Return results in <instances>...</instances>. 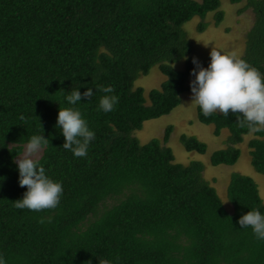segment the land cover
<instances>
[{"label":"trees","instance_id":"16d2710c","mask_svg":"<svg viewBox=\"0 0 264 264\" xmlns=\"http://www.w3.org/2000/svg\"><path fill=\"white\" fill-rule=\"evenodd\" d=\"M221 5L222 0H0V255L6 264H99L101 258L109 264H264V240L238 223L253 209L264 215L252 177L232 174L230 210L205 178L201 161H175L165 144L173 126L162 140L143 144L134 136L146 120L171 113L191 91L193 42L184 26ZM249 8L254 23L241 58L264 74V0H247L243 10ZM223 16L216 14L217 23ZM206 26L202 21L198 29ZM183 60L184 69L174 66ZM155 65L167 79L149 92L148 103L144 88L134 84ZM99 85L114 87L111 95L119 102L113 111L99 110L105 95ZM88 88L91 100L68 103L72 90ZM61 106L77 108L95 133L86 157L63 148L56 126ZM197 115L215 126V135L229 130L226 147L211 157L213 165L235 164L238 146L251 134L250 161L264 175V131L249 133L231 113L205 117L197 108ZM32 135L49 139L39 164L63 184L54 210L13 204L27 191L19 186L14 160ZM180 140L188 151L207 150L196 136Z\"/></svg>","mask_w":264,"mask_h":264},{"label":"clouds","instance_id":"9594fccd","mask_svg":"<svg viewBox=\"0 0 264 264\" xmlns=\"http://www.w3.org/2000/svg\"><path fill=\"white\" fill-rule=\"evenodd\" d=\"M192 62L195 67L191 71L194 77L190 82L191 105L197 106L205 117L219 113L227 118L231 113L236 117V124L247 128L249 133L264 131V74L236 51H222L215 47L210 51L208 67L196 57ZM97 90L105 93L99 100V110L113 111L119 102L117 95H111L114 87L99 85ZM93 95L92 88L83 93L76 89L66 99L69 104L76 105L83 98L91 100ZM56 126L65 138L63 148L75 157H86L95 133L82 113L77 108L61 106ZM48 144L49 139L44 135H32L23 153L14 160L19 171V186L27 188L21 199L13 201L17 209L41 212L54 210L60 204L64 192L62 182L46 175L45 168L39 164L40 154ZM261 199L264 200V196ZM38 222L44 224L46 221L41 217ZM238 223L242 229L250 227L258 240H264V215L259 209L243 214ZM0 264H6L3 255H0ZM99 264H109V261L101 258Z\"/></svg>","mask_w":264,"mask_h":264},{"label":"rangeland","instance_id":"374dc122","mask_svg":"<svg viewBox=\"0 0 264 264\" xmlns=\"http://www.w3.org/2000/svg\"><path fill=\"white\" fill-rule=\"evenodd\" d=\"M246 2L247 0H240L239 2L222 0L219 10L208 12L204 18L195 16L188 21L184 29L193 42V50L189 56L200 59L204 67H208L210 64V51L212 47L222 51H236L242 57L246 51L247 33L254 23L252 10L250 8L246 9V11L243 10ZM221 11L224 12V16L217 23L216 14ZM202 21L207 26L205 30L200 31L198 26ZM174 66L178 69H184L185 60L175 63ZM166 79L167 77L162 73L159 65H155L150 69L148 74L139 76L134 85L136 88H144L147 101L151 103L149 92L153 89L161 88L162 83ZM192 79H194L193 76L190 77L189 82ZM190 103L191 91H187L183 93L179 106L171 113L146 120L143 128L136 131L134 136L143 144L156 138L162 140L166 129L169 126H173V131L165 144L172 149L175 161L182 164L201 161L205 166V178L216 188L225 206L230 210L233 207L228 200V186L234 172L252 177L258 184L261 197L264 196V175L257 172L250 161L251 156L248 141L251 134L246 135L245 140L238 146L241 150V156L235 164L213 165L211 157L215 151L226 147L229 130L223 129L220 135H215V126L200 122L197 115L198 107ZM183 135L196 136L199 140L205 142L207 144L206 152L199 153L197 151L186 150L180 140ZM26 144H24V147ZM43 152L44 150L40 154V157L43 155Z\"/></svg>","mask_w":264,"mask_h":264}]
</instances>
